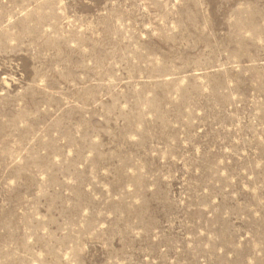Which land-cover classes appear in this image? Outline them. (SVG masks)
<instances>
[{"label":"rangeland","instance_id":"obj_1","mask_svg":"<svg viewBox=\"0 0 264 264\" xmlns=\"http://www.w3.org/2000/svg\"><path fill=\"white\" fill-rule=\"evenodd\" d=\"M0 264H264V0H0Z\"/></svg>","mask_w":264,"mask_h":264}]
</instances>
